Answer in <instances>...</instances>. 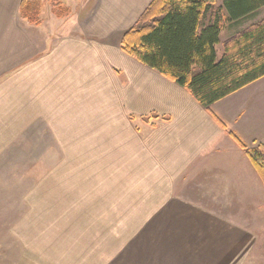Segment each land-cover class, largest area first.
I'll return each mask as SVG.
<instances>
[{
    "label": "crops",
    "instance_id": "0c3cea01",
    "mask_svg": "<svg viewBox=\"0 0 264 264\" xmlns=\"http://www.w3.org/2000/svg\"><path fill=\"white\" fill-rule=\"evenodd\" d=\"M40 1L41 24L32 25L20 15L23 0H0V157L39 132L48 141L62 134L59 140L74 141L82 150L79 156L99 157L97 151L86 152L84 142L100 149L110 131L112 155L126 148L128 157H136L151 181L160 183L159 204L184 205L193 232L200 222L211 231L235 233L239 255L219 264H247L255 245L240 244L239 226L202 206L240 204L239 190L261 188V178L232 134L249 150L264 145V78L207 111L186 89L121 49L124 34L154 0H61L71 9L64 19L54 14L52 0ZM7 220L0 214V264L8 262L2 244L8 243L2 226ZM70 236L80 238V250L75 243L52 242L60 250L46 264L113 261L104 258L114 250L98 244L99 233ZM62 238L68 241L67 235ZM20 242L18 264H34L23 257L26 251L35 253L34 246Z\"/></svg>",
    "mask_w": 264,
    "mask_h": 264
},
{
    "label": "rangeland",
    "instance_id": "374dc122",
    "mask_svg": "<svg viewBox=\"0 0 264 264\" xmlns=\"http://www.w3.org/2000/svg\"><path fill=\"white\" fill-rule=\"evenodd\" d=\"M217 6H222L221 0ZM63 7L71 10L70 6ZM263 19L264 8L237 25L227 23L217 48L218 58L228 38ZM42 133L34 134V140L28 134L23 145L17 143L0 157V214L8 219L2 222L8 230V243H2L7 246L5 264H18L20 240L24 247L34 246L35 253L23 254L25 262L34 264L55 260L60 248L52 242L59 246L75 243L79 251L80 238L70 235L81 231H91L93 237L99 233L98 244L113 248L114 252L103 254L113 260L111 264H142L144 260L149 264H219L235 253L239 255L234 232L227 236L200 222L193 232V221L191 215L183 213L184 205L159 204L163 200L159 181H151V174L144 173L136 157H128L126 148L112 155L110 131L103 135L110 139L104 140L100 149H95L93 141L84 142L86 152L97 151L99 157L79 156L82 150L74 141L59 140L62 134L48 141ZM260 186L258 190H239L243 195L237 199L240 204L202 206L239 226L240 244L255 245L247 264H264V184ZM65 235L67 242L62 238ZM226 249L227 254L223 252Z\"/></svg>",
    "mask_w": 264,
    "mask_h": 264
},
{
    "label": "trees",
    "instance_id": "16d2710c",
    "mask_svg": "<svg viewBox=\"0 0 264 264\" xmlns=\"http://www.w3.org/2000/svg\"><path fill=\"white\" fill-rule=\"evenodd\" d=\"M154 0L121 40V49L142 65L186 89L207 111L264 78V19L217 46L227 23L237 25L264 8V0ZM52 2V1H51ZM57 17L69 15L61 0ZM39 0H23L20 15L41 24ZM146 120V119H145ZM264 184V145L249 150L232 134Z\"/></svg>",
    "mask_w": 264,
    "mask_h": 264
}]
</instances>
